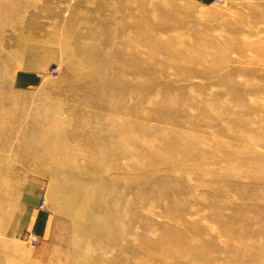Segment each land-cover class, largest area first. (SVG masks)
Segmentation results:
<instances>
[{
    "label": "rangeland",
    "instance_id": "obj_1",
    "mask_svg": "<svg viewBox=\"0 0 264 264\" xmlns=\"http://www.w3.org/2000/svg\"><path fill=\"white\" fill-rule=\"evenodd\" d=\"M140 1L0 0V264H264V0Z\"/></svg>",
    "mask_w": 264,
    "mask_h": 264
},
{
    "label": "bare ground",
    "instance_id": "obj_2",
    "mask_svg": "<svg viewBox=\"0 0 264 264\" xmlns=\"http://www.w3.org/2000/svg\"><path fill=\"white\" fill-rule=\"evenodd\" d=\"M142 1V0H141ZM140 1V2H141ZM138 2V1H137ZM163 3V2H162ZM161 4V3H160ZM162 5V4H161ZM164 5V4H163ZM166 5V4H165ZM158 6H159V4H158ZM157 6V7H158ZM168 6V5H167ZM163 7V6H162ZM159 9V8H158ZM162 9V8H161ZM173 10V9H172ZM190 10V9H189ZM172 13V12H171ZM144 14V13H143ZM156 15V14H155ZM170 17H171V14H170ZM136 20V19H135ZM173 20V19H172ZM172 20H169V21H172ZM140 21V20H139ZM139 23V22H138ZM147 26V25H146ZM145 26V27H146ZM149 27V26H148ZM145 29V28H144ZM153 29L154 30H156L157 29V27H155L154 25H153ZM164 29H166V28H164ZM148 31V30H147ZM162 33V32H161ZM135 34V33H134ZM133 34V35H134ZM160 36V35H159ZM133 37V36H132ZM125 38V37H124ZM146 38V37H145ZM155 39V37L154 36H151V35H149L148 34V40H146V42H147V44L148 45H150V47H151V45L153 46V51L154 52H161V51H163V52H166L167 54H172L173 56H176V62L179 64L181 61H182V59L180 58L181 56H182V54H181V52H180V50H181V45L177 42V43H175V45H174V47L172 46L171 47V44H168V43H161V44H159L157 47H155V43L153 42V40ZM159 39V38H158ZM156 40V39H155ZM157 41V40H156ZM156 43H158V42H156ZM173 48V49H172ZM162 52V53H163ZM177 56H179V57H177Z\"/></svg>",
    "mask_w": 264,
    "mask_h": 264
},
{
    "label": "built area",
    "instance_id": "obj_3",
    "mask_svg": "<svg viewBox=\"0 0 264 264\" xmlns=\"http://www.w3.org/2000/svg\"><path fill=\"white\" fill-rule=\"evenodd\" d=\"M55 72V71H54ZM54 74H56V73H54ZM44 203H45V199L42 201V203H41V207L43 208L44 207Z\"/></svg>",
    "mask_w": 264,
    "mask_h": 264
}]
</instances>
